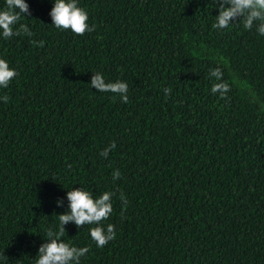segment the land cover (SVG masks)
<instances>
[{
  "label": "trees",
  "instance_id": "1",
  "mask_svg": "<svg viewBox=\"0 0 264 264\" xmlns=\"http://www.w3.org/2000/svg\"><path fill=\"white\" fill-rule=\"evenodd\" d=\"M25 2L33 35L0 36L19 73L0 89L7 264H35L73 187L116 193L107 246L65 226V242L90 246L81 264H264V36L214 30L213 0H79L95 27L83 36L52 25L53 0ZM218 66L227 99L211 93ZM95 72L127 82L129 102L92 88Z\"/></svg>",
  "mask_w": 264,
  "mask_h": 264
},
{
  "label": "clouds",
  "instance_id": "2",
  "mask_svg": "<svg viewBox=\"0 0 264 264\" xmlns=\"http://www.w3.org/2000/svg\"><path fill=\"white\" fill-rule=\"evenodd\" d=\"M49 15L52 25L60 31H71L77 36L95 31L94 25L89 24V15L84 8L79 6V0H53ZM218 15L212 27L220 33L233 27H242L244 30H255L259 36H264V0H213ZM31 10L25 0H5V6L0 8V36L10 40L15 36L33 35L27 24L20 23L22 17H30ZM37 45V41H32ZM43 47V42H39ZM19 75L16 69L11 68L6 59L0 58V89H7L10 83ZM214 77L215 82L211 86V93L218 95L220 99H227L232 86L224 80V72L221 67L210 71V78ZM91 86L98 92L110 93L119 96L123 103L129 102V86L127 82L116 80L107 82L103 74L95 72L91 77ZM166 96L171 95V88L163 89ZM5 103L8 97H0ZM116 147L115 143L110 144L100 152L102 158H107L110 151ZM122 178L121 171L117 168L112 172L113 182ZM114 191H104L95 196L93 191L78 187L67 191L68 210L58 215V226L55 230L48 229L45 234V243L38 248V255L35 257V264H81L90 252V246H76L65 242L63 237L67 233L66 225L73 223L77 229L88 227L91 240L97 248H103L109 242L116 239L115 225L106 222L113 214ZM120 202L123 211H126L128 202L123 193L120 194ZM58 207L63 206V200L56 201ZM8 257L0 252V260L5 264Z\"/></svg>",
  "mask_w": 264,
  "mask_h": 264
}]
</instances>
